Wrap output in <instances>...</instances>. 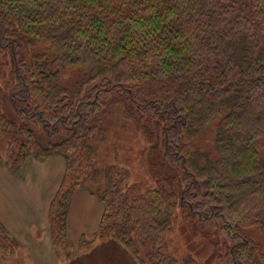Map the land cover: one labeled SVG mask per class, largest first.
Returning a JSON list of instances; mask_svg holds the SVG:
<instances>
[{
    "label": "trees",
    "instance_id": "trees-1",
    "mask_svg": "<svg viewBox=\"0 0 264 264\" xmlns=\"http://www.w3.org/2000/svg\"><path fill=\"white\" fill-rule=\"evenodd\" d=\"M0 51L13 62L8 96L22 120L0 110L4 165L16 171L31 147L37 161H65L49 209L55 245H67L71 196L85 188L103 206L96 236L138 264H199L168 251L176 208L188 222L221 219L239 238L232 264H264V246L248 236L264 235V0H0ZM74 70L73 87L58 83ZM118 103L167 187H123L127 168L96 166L91 140H103L98 123ZM28 122L62 138L37 142ZM206 133L210 147L198 142ZM13 245L0 222V247Z\"/></svg>",
    "mask_w": 264,
    "mask_h": 264
},
{
    "label": "crops",
    "instance_id": "crops-1",
    "mask_svg": "<svg viewBox=\"0 0 264 264\" xmlns=\"http://www.w3.org/2000/svg\"><path fill=\"white\" fill-rule=\"evenodd\" d=\"M64 172L61 156L43 162L31 157L16 172L0 165V222L14 241L12 247H0L5 256L17 261L24 256L26 264H138L116 239L96 236L103 206L85 188L75 189L71 196L67 245L53 243L49 209ZM3 259L2 253L0 264H7Z\"/></svg>",
    "mask_w": 264,
    "mask_h": 264
},
{
    "label": "rangeland",
    "instance_id": "rangeland-1",
    "mask_svg": "<svg viewBox=\"0 0 264 264\" xmlns=\"http://www.w3.org/2000/svg\"><path fill=\"white\" fill-rule=\"evenodd\" d=\"M12 67L11 56L5 55L3 51H0V110L4 114L3 116L14 120L18 124L22 120L15 112L8 96V83L11 81L9 72L12 70ZM81 71L74 70L68 75L60 76L58 83L69 88L73 87L81 77ZM98 124L104 128V138L100 141L96 139L97 137L91 140L92 145L97 146V152L94 157L97 167L115 164L127 168L129 174L123 187L137 184L142 190H146L168 186L165 180L151 174L147 162V150L151 142L147 140L142 130L137 128L131 118L125 117L121 103L113 106L108 115ZM27 125L33 130L37 142L44 143L48 140L56 141L62 138L60 134L48 137L43 132L40 123L28 122ZM212 141L213 136L211 133L202 135L198 140L199 144L203 147H210ZM6 150L7 140L0 127V165H4ZM34 150V147L27 149L28 156L18 163L16 171L23 166L27 159L34 158ZM103 184L102 178H97L92 186L94 188H101ZM248 236H251L264 246V235L259 229H251L248 232ZM238 239L237 237L232 238L228 235L222 227L221 219L188 222L182 218L179 208H176L171 214V231L167 235L166 241L168 251L179 259L190 255L199 264H232L229 246L238 241ZM84 244L86 245L87 242ZM150 249V246L142 248L139 254L140 257L145 259ZM2 253L3 260L7 261V264H26L24 256L19 258L18 262L13 256H5L4 250L0 249V255Z\"/></svg>",
    "mask_w": 264,
    "mask_h": 264
}]
</instances>
